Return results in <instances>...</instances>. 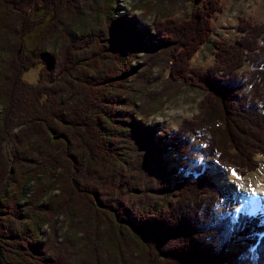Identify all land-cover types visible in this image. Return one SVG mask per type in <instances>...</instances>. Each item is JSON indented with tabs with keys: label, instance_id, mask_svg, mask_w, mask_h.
<instances>
[{
	"label": "trees",
	"instance_id": "1",
	"mask_svg": "<svg viewBox=\"0 0 264 264\" xmlns=\"http://www.w3.org/2000/svg\"><path fill=\"white\" fill-rule=\"evenodd\" d=\"M114 1L0 0V264H264V236L229 250L260 220L221 216L228 192L204 166L259 167L264 22L239 18L236 40H215L198 68L220 0H181L200 4L151 28ZM42 24L44 54L27 45ZM37 64V83L22 78ZM187 84L203 91L196 117L174 133L150 123Z\"/></svg>",
	"mask_w": 264,
	"mask_h": 264
},
{
	"label": "rangeland",
	"instance_id": "2",
	"mask_svg": "<svg viewBox=\"0 0 264 264\" xmlns=\"http://www.w3.org/2000/svg\"><path fill=\"white\" fill-rule=\"evenodd\" d=\"M223 5V10L216 12L212 16L213 31L209 39L201 45L197 52L192 56L190 63L192 66L198 68H206L214 60V47L213 42L215 40L224 39L227 41H235L238 34L237 24L239 18H248L252 22L263 23L264 22V0H220ZM199 2L192 1H181V0H115L114 1V12L117 16H133L136 20L137 26L146 25L151 28L152 21L154 18H158L163 14H167V10L173 8L171 16L181 20L185 18L191 9L197 8ZM30 11V7L28 8ZM143 17V18H142ZM45 28V24H42L37 30L28 35L27 45L29 50H33L37 45L38 53H46L47 49L51 46L50 39L47 45H40V33ZM39 40V41H38ZM42 68V64H37L34 68L27 71L22 78L30 83H37L39 79V71ZM250 64H246L242 70L250 69ZM166 106L159 111V113L149 119L150 123L157 124L160 130L167 129L174 133L177 131L183 120H192L196 117L199 112V102L203 97V91L197 87H193L189 84L183 85L179 91L172 96ZM1 110V104H0ZM190 142L194 146H202L201 142L198 143L194 136H190ZM7 144L5 150H8ZM168 162V167L177 166V162L181 159L176 153L168 152L165 154ZM216 158V156H214ZM255 161L259 163V167L253 171L240 175L235 171V168L230 164L228 167H222L218 165L214 160L208 159L205 163V170L207 175L221 188L228 192L229 203L226 210L223 208V204L219 205L217 210L221 216L226 212L233 221H236L239 213L242 215L249 214L254 215L260 220L259 225H252L251 223H245V229L241 231L240 235H237L236 231L232 233V241L229 245V250H247L254 248L259 240L264 236V202H258L252 208L240 206V202L244 204L245 200L252 198V194L255 190L254 182L258 181L264 174V155L255 156ZM223 173L225 175H233L238 177L240 180V186H236L233 183V191L227 186H221L216 180V173ZM187 170H178L176 176H171V179L185 175ZM244 179V181H242ZM248 183L249 195L244 198L243 186ZM242 201H241V200ZM239 205V206H238ZM245 205V204H244ZM238 206V207H237ZM242 207V208H241ZM61 225V233H65L69 229V223L67 219L59 217ZM45 232L49 229L43 227ZM42 229V230H43ZM81 236V233L78 235ZM251 237V238H250ZM255 258L256 256H252Z\"/></svg>",
	"mask_w": 264,
	"mask_h": 264
},
{
	"label": "bare ground",
	"instance_id": "3",
	"mask_svg": "<svg viewBox=\"0 0 264 264\" xmlns=\"http://www.w3.org/2000/svg\"><path fill=\"white\" fill-rule=\"evenodd\" d=\"M238 177L236 176H233V175H225L221 172L219 173H216V180L220 183L221 186H227L229 187V189H231L233 191V188H234V185L233 183L235 182L236 186H240V183H242L240 180L237 179ZM244 181V179L242 180ZM250 181H248L246 183V185L243 186V190H244V193L243 195L245 196H242L241 197H248V193H249V188H248V183ZM254 187H255V190L252 194V198L251 199H248L247 201L245 200L244 204L240 202V206H245L246 208L249 207L248 209L252 208L253 206H255L256 203L258 202H264V174L261 176V178L256 181V183L254 182ZM241 200V199H240ZM242 201V200H241ZM238 205V206H239ZM237 206V207H238ZM242 208V207H241Z\"/></svg>",
	"mask_w": 264,
	"mask_h": 264
}]
</instances>
